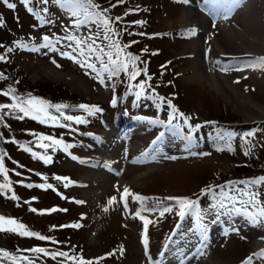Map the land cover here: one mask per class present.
<instances>
[{
	"label": "rangeland",
	"instance_id": "1",
	"mask_svg": "<svg viewBox=\"0 0 264 264\" xmlns=\"http://www.w3.org/2000/svg\"><path fill=\"white\" fill-rule=\"evenodd\" d=\"M8 2L16 7L9 9L0 0V17L3 18L0 56L5 57L0 60V73L4 77L0 78V104L13 102L11 96L2 94L6 88L15 92L24 87L25 93L18 91V96L26 95L21 97L27 98L30 94L51 104L72 106L65 109V113L84 117L88 123L76 124L62 117L57 125L50 121L41 123L39 118L31 116L17 118L23 116L20 112L4 115L0 120V156L6 173H0V185L10 182V188L0 191V216L13 218L27 231L51 238L40 240L36 236L0 231V250L15 256L33 257L35 264H59L64 258L52 259L40 254L36 259V254L23 250L42 247L49 252L64 251L93 264H160L170 246L178 250L200 243L202 236L218 220L217 214L227 213L219 207L221 201L233 206L221 193L238 196L239 189L245 185L237 183L234 190L230 182L264 177V118L238 111L233 99L205 82L187 79L189 38L180 30L182 0H124L119 4L116 0H104L100 7L108 9L106 15L113 19L112 27L119 33L114 39L121 46H132L129 48L136 55L129 52V48L125 51L140 58L137 67H146L151 79L148 80L143 72L135 80H129L124 72L111 79L105 73L103 84L94 72L60 55L62 51H72L68 47L70 42L64 39L68 34L95 39L94 34L99 33L101 38L96 44L107 45L109 41L102 39V30L95 24L73 27L75 17L51 0L46 6L33 5L48 8L47 13L41 12L39 16L28 12L21 0ZM116 17L122 19L115 21ZM137 21L143 23H134ZM167 30L179 32L168 34ZM45 36L59 51L29 50L43 44ZM17 42L27 44L28 49L17 47ZM72 47H75L74 42ZM9 48L13 51L8 53ZM97 67H100L99 62ZM261 68L264 69V65ZM145 80V92L137 97L135 92L139 89H130L129 85L135 86ZM154 97H162L164 102ZM114 98L115 105L111 103ZM168 100L177 113L184 114L171 123L168 121L173 108L168 106ZM80 104L99 106L103 111L88 116L75 107ZM48 111L59 115L54 109ZM219 116L232 123L211 121ZM184 117L191 118L187 124ZM120 118L125 124L144 122L143 130L129 131L122 138L117 150L122 166L111 167L113 173L107 185L93 198L94 204L89 203L84 198L86 188L81 177L97 157V139L112 124L120 125ZM69 123L70 127L60 126ZM250 132L254 135L249 136ZM41 137H53L62 143L55 151L49 147L45 152L39 145H48L51 141ZM65 144L72 147L65 150ZM46 157L51 158L48 163H45ZM148 164L153 166L147 174L129 181ZM213 173L220 180L204 185ZM119 178L126 182L120 183ZM48 184L53 187L48 188ZM209 187L211 191H207ZM124 188L145 199L141 202L129 195L125 208L121 200ZM252 190L259 191L264 201V185ZM112 197H116V201L109 205ZM168 197L197 200L201 217L189 214L181 219L177 214L179 205ZM234 206L240 208L241 204L236 202ZM165 207L172 211L160 215ZM32 208L37 211H31ZM53 208L57 210L50 211ZM137 212L151 221L146 233L144 220L136 215ZM227 217L237 222L244 218L241 214ZM255 225L262 237L260 253L264 251V223ZM145 235L147 248L143 243ZM164 238L159 253L158 244ZM186 255L187 252L183 257ZM257 262L264 264V257L254 255L253 264ZM0 264H13V261L4 256Z\"/></svg>",
	"mask_w": 264,
	"mask_h": 264
},
{
	"label": "bare ground",
	"instance_id": "2",
	"mask_svg": "<svg viewBox=\"0 0 264 264\" xmlns=\"http://www.w3.org/2000/svg\"><path fill=\"white\" fill-rule=\"evenodd\" d=\"M224 12L228 13L226 19ZM179 21L180 30L189 38L187 79L205 82L233 99L238 111L264 118V69L253 64L257 58H264V0H182ZM118 122L121 126L112 124L97 139V157L81 177L86 188L84 198L89 203L107 185L113 173L111 167L122 166L117 155L122 138L144 127V122L125 124L122 118ZM152 166L148 164L129 181L143 177ZM119 181L126 182L123 178ZM223 215L196 246L178 250L170 246L160 264H244L249 257L253 264L262 240L257 225L245 217L237 222L227 213Z\"/></svg>",
	"mask_w": 264,
	"mask_h": 264
},
{
	"label": "snow or ice",
	"instance_id": "3",
	"mask_svg": "<svg viewBox=\"0 0 264 264\" xmlns=\"http://www.w3.org/2000/svg\"><path fill=\"white\" fill-rule=\"evenodd\" d=\"M3 2L6 4V6L9 9H15L16 5L13 3H9L8 0H3ZM53 4L60 5L61 7H64L68 10L70 15L72 17H75V20L73 22V27L79 28L82 25H88V24H95L98 30H102L103 37L102 39L105 41H109L107 45L100 46L96 44V40L100 39L99 33L94 34L95 39L93 36L88 37H76L72 34H68L64 37L67 41L70 43L68 44V47L72 48L71 52L62 51L60 52V55L73 60L74 63H78L82 68H85L87 70H90L91 72L95 73V77L100 80V82L103 84L105 80V73H107V76L109 79L119 76L121 72H124L128 75L129 80H135L138 75H140L141 72L144 73L145 76H147V68L140 69L137 67V61L140 59L138 56H134L131 53H127L125 49L129 47L130 45H123L121 46L119 41L114 39L115 36L119 35L118 32L114 30L112 27L114 21L111 17L106 15L108 12L107 8L101 9L100 5L95 2V0H51ZM124 0H116V3H123ZM183 2L187 3L188 0H183ZM207 2V0H206ZM213 2H217V0H213ZM21 3H23L28 12L33 13L35 15H40L41 12L47 13L48 8L43 7L36 8L33 7V5H47L49 3V0H21ZM115 7L116 5H112ZM127 14V13H126ZM223 18H227L228 13L224 12ZM42 20L44 19L42 16L40 17ZM121 17H116L115 21L121 20ZM46 23H51V21L45 20ZM134 23H143L142 21H137ZM0 26H3V18L0 17ZM194 31V30H193ZM131 35V33H129ZM140 35H144V33H140ZM44 43L37 46H33L31 49L32 51H37L39 48H48L51 51H59L55 48V45L52 40L49 39V37L45 36L43 37ZM57 43L59 41H56ZM75 43V47H72V43ZM131 43H136V41H132ZM0 47H3L0 45ZM17 47L28 49V45L17 42ZM108 49L107 51L105 49ZM9 52L13 51L12 48L8 49ZM146 51V49H145ZM5 59L4 56H0V60ZM97 62H99L100 67H97ZM53 63L55 61L53 60ZM253 64L255 65H264V58H257L255 61H253ZM57 67H60V65L57 64ZM0 78H4L3 74L0 73ZM147 79L150 80L151 77L147 76ZM147 84V80L138 83L137 85H129V88L132 89L133 87L138 88L139 91L135 92V95L137 97H140L145 92V85ZM14 90L11 88L3 92L2 94L5 96H11V100L13 101L10 104H0V120H3L4 115H15V113L20 112L23 113V116H18L17 118L23 119L24 116H31L32 119H40L41 123H44L46 121L52 122L54 125H57L59 123L60 118L62 117L64 121L68 122H74L76 124H83L88 123L87 119L81 116H72L67 115L65 113V109H68L72 106L66 105V104H51L49 102H46L42 99L31 97L29 94V97H21L18 95L13 94ZM155 99L160 100L162 103L164 102V98L162 97H154ZM116 99L114 98L112 100V104H116ZM167 104L169 107L173 108V113L171 116V119L168 121V123H171L172 120H175L177 116L183 117V113H177L175 106L172 105V102L170 100L167 101ZM76 108L84 111L87 113L88 116H95L97 113L102 112L103 110L99 106L95 105H85L80 104L78 106H75ZM4 109H10V112H3ZM48 109H54L55 113H58L59 115H54L51 112L48 111ZM190 117H184V123L187 124ZM63 127H70L69 124H63L60 125ZM196 128H199L200 125H196ZM249 136L254 135V133H248ZM41 139H47L50 140L51 143L48 145L40 144L39 146L41 148L45 149V152L49 147L53 148V151L56 150V146L60 145L62 143L61 140L53 138V137H41ZM72 147V145L65 144L64 149L67 150L68 148ZM28 150V149H26ZM246 155L249 153H245ZM35 156V153H33ZM50 157L45 158V163H48L50 161ZM73 159H76V157H73ZM0 173L4 172V166H3V157L0 156ZM57 180L65 179L61 177H55ZM239 183L245 185V188L239 189V195L238 196H229L228 193L222 192L221 195L225 197V199L228 201L229 204H232V207H229L228 204H225L224 201H221L219 207L221 209H225L227 211L228 215H234V214H241L245 217V219L252 223V224H259L264 223V201H261L260 196L261 193L259 191L252 190L253 188H259L260 186L264 185V177H258L253 178L250 180L245 181H239V182H230V184L233 186V189L235 190L234 186ZM29 187L31 185H28ZM48 188H52L53 186L51 184L47 185ZM223 188V186H219ZM10 188V182L5 183L3 185H0V191H3L5 189ZM211 187L207 191H211ZM132 195L133 199L140 200L143 202L145 198H142L138 195H133L130 193L128 188H124L123 192L121 193V200L124 202L125 208L127 207V196ZM13 198H15L13 196ZM167 199L175 200L176 203L179 205V211L178 216L180 218H184L186 215L194 214L197 217H201V210L198 207V201L192 200L189 198H180V197H168ZM116 201V197H112L109 199L108 203L111 205L113 202ZM239 202L241 204L240 208L235 207V203ZM82 203V202H80ZM249 208L254 209V211H249ZM33 212H36L37 210L32 208L30 209ZM57 209L53 208L50 211H56ZM49 211V210H44ZM66 211V210H65ZM105 211H107V208H105ZM172 211L171 208L165 207L160 215H163L165 212ZM224 212H220L217 214V219H219L220 215H223ZM137 216H140V213H136ZM142 220H144V230L145 233L147 231L148 224L151 223V221L147 220L146 218L140 216ZM55 227V226H53ZM63 227V226H62ZM206 227V226H205ZM0 231H10V232H17L20 235H28V236H36L40 240H51L50 237H45L42 235H39L38 233L29 232L25 229V226L23 224L18 223L13 218H5L0 216ZM227 234V231L225 232ZM53 243H57L56 241H53ZM143 243L145 245V248H147V236H144ZM23 251H29L34 254H36V259L39 258L40 254H43L44 256H50L52 259H56L57 257L64 258L59 262V264H67V262H71V264H93L92 261H85L82 257L78 255H69L68 252L64 251H56V252H49L47 249L42 247H36L28 250ZM123 253V248L121 247V254ZM257 256V258L264 257V251H261L260 253L254 254ZM4 256H9L11 260L13 261V264H35V259L33 257L29 256H15L12 254H8L0 250V258ZM252 257L247 258L244 261V264H251Z\"/></svg>",
	"mask_w": 264,
	"mask_h": 264
},
{
	"label": "trees",
	"instance_id": "4",
	"mask_svg": "<svg viewBox=\"0 0 264 264\" xmlns=\"http://www.w3.org/2000/svg\"><path fill=\"white\" fill-rule=\"evenodd\" d=\"M96 3L97 4H99L100 6H102V5H104V0H96ZM10 45H8V47H9ZM129 47H132V46H129ZM129 47H127V48H129ZM129 52H131V53H134L133 51H131V48H129V50H128ZM141 52H143V51H141ZM8 53H9V51H8ZM135 54V53H134ZM136 55V54H135ZM17 82V81H16ZM18 84V83H17ZM17 86V85H16ZM9 88V87H8ZM8 88H6V90L5 91H7L8 90ZM32 88H34V87H32ZM18 91H20V92H22V93H25L23 90H25V88L24 87H20V88H18L17 89ZM18 91H15L14 92V94L15 95H20L19 93H18ZM21 96H26V95H21ZM45 96V95H44ZM7 97H9V96H7ZM10 98V97H9ZM11 99V98H10ZM8 104V103H7ZM10 104V103H9ZM211 121H213V122H225V123H228V124H230V123H232L230 120H228V119H223V118H221L220 116L219 117H213V118H211ZM13 142L15 141V140H12ZM220 180L219 179V177L218 176H215L214 175V173L212 174V176L208 179V181L207 182H204V185L206 184L207 186H209L210 184H212V182H214V180ZM235 179V178H234ZM234 179H232V180H234Z\"/></svg>",
	"mask_w": 264,
	"mask_h": 264
}]
</instances>
